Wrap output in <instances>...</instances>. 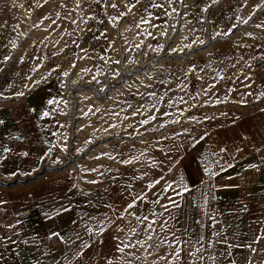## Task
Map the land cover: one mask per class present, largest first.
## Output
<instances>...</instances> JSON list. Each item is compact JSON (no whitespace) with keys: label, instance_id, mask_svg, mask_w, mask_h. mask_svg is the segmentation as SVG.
<instances>
[{"label":"crops","instance_id":"0c3cea01","mask_svg":"<svg viewBox=\"0 0 264 264\" xmlns=\"http://www.w3.org/2000/svg\"><path fill=\"white\" fill-rule=\"evenodd\" d=\"M262 2L237 0L230 13L225 2L212 5L206 24V4L192 3L196 54L190 63L220 68V74L187 78L189 106L178 122L157 120L155 128L135 135L127 134L126 124L108 149L94 145L87 159L78 160L75 172L59 165L67 138L62 102L48 87L26 91L11 72L1 76L0 264H261L264 239L254 237H264V98L256 99L264 91V28L256 27L264 22V7L256 8ZM220 12L229 15L228 28L237 27L213 40L228 29L218 30ZM259 60L262 68H256ZM20 91L25 95L16 97ZM214 99L225 101L199 104ZM205 167L217 175L209 179ZM181 177L189 191L177 195ZM167 183L172 188L165 192ZM137 216L148 219L141 223ZM148 225L155 231H146ZM118 244L132 247L120 253ZM241 244L258 251L232 247ZM177 248L180 260L173 255ZM197 248L204 251L187 255Z\"/></svg>","mask_w":264,"mask_h":264},{"label":"rangeland","instance_id":"374dc122","mask_svg":"<svg viewBox=\"0 0 264 264\" xmlns=\"http://www.w3.org/2000/svg\"><path fill=\"white\" fill-rule=\"evenodd\" d=\"M227 1L219 3L225 2L227 12L235 10L237 0ZM112 3L117 8H112ZM152 3L161 7H152ZM192 3L195 8L218 4H212V0H100L99 4L79 0L77 7V0H0V60L6 55L11 57L0 64L4 68L0 77L11 72L13 80L20 81L26 91L48 87L62 102L59 116L67 127V138L59 165L75 172L78 160L87 159L94 145L108 149L110 139L119 138V129L126 124L127 134L135 135L155 128L158 121L177 122L189 106L187 78L194 74H220V68L195 67L190 63V54H196L192 47H185L192 45ZM126 4L136 6L129 12ZM208 11H202L205 24ZM121 12L126 15L121 17ZM218 15V30L224 31L229 15ZM111 16L119 19L110 23ZM11 41H15V48ZM81 56L85 58L80 59ZM111 60L121 63L112 64ZM73 63L75 68L71 67ZM86 68L91 71L83 72ZM97 69L105 73L97 77L101 83L89 84ZM113 70L121 73L115 80ZM64 71L69 76H63ZM37 80L41 81L38 86L33 84ZM213 85L215 88L219 83ZM101 87L106 91L100 92ZM204 101L217 100H199V104ZM239 101L245 100L235 99ZM150 116L155 119L145 125L139 123ZM89 140L92 143H87Z\"/></svg>","mask_w":264,"mask_h":264},{"label":"snow or ice","instance_id":"6c2138e0","mask_svg":"<svg viewBox=\"0 0 264 264\" xmlns=\"http://www.w3.org/2000/svg\"><path fill=\"white\" fill-rule=\"evenodd\" d=\"M48 2V0H45V3H47ZM94 2L95 3H97V4H99L100 3V0H94ZM172 2V0H169V3H171ZM183 2V0H181V3ZM136 3H140V0H136ZM217 3H219V0H212V4H217ZM112 8H117V5L115 4V3H112L111 5H110ZM126 7H127V9H128V11L130 12V11H132V9L136 6L135 4H126L125 5ZM211 4L210 5H208V6H206V7H204L203 9H202V11H205V12H207L210 8H211ZM77 7H79V0H77ZM152 7H156V8H159V7H161V5L160 4H156V3H152ZM262 7H264V2H262V4L261 5H257L256 6V8L257 9H260V8H262ZM173 11L175 12L176 11V9L175 8H173ZM254 12H255V9H254ZM57 15H59V13H57ZM124 15H126V13H124V12H121L120 13V16L122 17V16H124ZM92 18H94V17H90V19H92ZM45 19H47V17H45ZM119 19V17H117V16H111V17H109V22L111 23L112 21H116V20H118ZM237 19H240L239 17H237ZM252 19V15H249L248 16V18L247 19H244L243 21H242V23L243 24H248L249 23V21ZM143 22H147L146 20L145 21H143ZM53 23H55V21H53ZM73 23H75V21H73ZM39 25H35V27H38ZM138 27H139V25H137ZM237 27V25L236 24H232V26L230 27V28H228L227 29V31H224L223 33H221V32H216L214 35H213V37H212V39L213 40H215L217 37H219V36H221V35H223V36H229L232 32H233V29H235ZM256 27L257 28H264V22H262L261 24H257L256 25ZM101 35H104L103 33H101ZM246 35H248V36H252V33H246ZM100 37H95V39H99ZM199 39V38H198ZM11 44H12V47L13 48H15L16 47V44H15V41H11L10 42ZM193 43H195V41L193 42ZM199 43L201 44V45H203L204 43H205V41L204 40H202V39H199ZM241 46H243V45H241ZM77 47H79V45H77ZM136 47L137 48H139L140 47V45H136ZM185 47H187V48H191L192 47V45L191 44H189V45H185ZM154 51H159V49H153ZM61 51H63V50H61ZM82 51H87L86 49H82ZM172 51L173 52H176L177 50L176 49H172ZM80 59H84L85 57H79ZM255 58V57H254ZM11 59V57L10 56H4L3 57V59L2 60H0V64H4V63H6L7 61H9ZM101 59H105L104 57H101ZM21 60H23V58H21ZM109 61L108 60H105V63H108ZM111 63L112 64H116V65H119L120 63H121V61H119V60H111ZM129 63H134V61L133 60H129ZM77 65L75 64V63H73L72 65H71V67L72 68H75ZM57 67H59V66H57ZM52 71H55V69H53ZM82 71L83 72H85V73H88V72H90L91 71V69H82ZM0 72H4V68H0ZM51 73H49V75H50ZM62 75L63 76H65V77H67V76H69V72L68 71H64L63 73H62ZM101 75H105V73L104 72H102V71H100L99 69H97V71H96V73L95 74H93L92 75V79L90 80V81H88V83L89 84H91L93 81H95V83H97V84H100L101 83V81L97 78L98 76H101ZM121 76V73H120V71H118V70H113L112 71V79H117L118 77H120ZM222 78V77H221ZM28 79L29 80H31V77H28ZM42 79H45V78H42ZM246 79H247V77H246ZM40 82L41 81H39V80H37V81H33V84H35V85H39L40 84ZM122 82V81H121ZM73 83L75 84L76 83V81H73ZM25 87H28V85H25ZM114 87V86H113ZM106 91V89H105V87H101L100 88V92H105ZM16 97H23L24 95H25V93L23 92V91H20V92H16L15 94H14ZM150 95H155V93H150ZM249 95H253V93H249ZM261 98H264V91H261L257 96H256V99L257 100H259V99H261ZM4 99H10V97H4ZM182 99V98H181ZM220 102H222V101H220V100H217V103H220ZM48 103L49 104H51L52 103V101L51 100H49L48 101ZM193 107H196V105H193ZM96 111L98 112V111H100V109H96ZM138 111V110H137ZM262 111H264V109H262ZM136 113L134 112L133 113V115H135ZM43 115L44 116H48L49 115V113L47 112V111H45V112H43ZM165 115H167V113H165ZM181 115H183V112H181ZM124 119H127V117H124ZM151 119H155V117H153V116H150L148 119H144V120H141L139 123L141 124V125H145V124H148L149 123V120H151ZM190 119L191 120H196V117H190ZM207 119V118H206ZM178 122V121H177ZM0 123H3V121H0ZM164 125H161V127H163ZM111 127H117V125H111ZM129 127H131V125H129ZM105 131H108V129H105ZM205 135H207V133H205ZM204 137L203 136H201L200 137V139H203ZM87 143H92V141H87ZM4 151H9L7 148H5L4 149ZM221 151H224V149H221ZM24 155H27V153H24ZM105 155H109V154H107V153H105ZM99 157H97V159H98ZM42 159V158H41ZM125 163H130V161H125ZM229 167H231V165H229ZM249 167H251V168H256V165H249ZM223 170V169H222ZM204 172H205V174L209 177V179H211L213 176H215V175H217V173H214V172H212L209 168H207V167H205V169H204ZM11 175H16V173H12ZM164 179V177H161L160 179H158V180H156L154 183L155 184H160L161 183V180H163ZM96 181H91V183H95ZM180 183H181V185H182V187H183V191L182 192H178L177 193V195H182L183 194V192H188L189 191V186H188V184H186V183H184V178L183 177H181V181H180ZM148 187L149 188H152V187H154V184H149L148 185ZM233 187H238V185H234ZM170 188H172V184L171 183H167L166 185H165V187H164V191L165 192H167ZM135 199H139V200H143L144 199V197L143 196H137ZM168 199H169V201L172 203V205L173 206H177V204H176V201L175 200H173L171 197H168ZM0 203H3L2 201H0ZM155 203H159V200H157V201H155ZM135 207V200L133 201V202H131V203H128L127 204V206H126V208L124 209V211L125 212H127L129 209H132V208H134ZM162 207L167 211V208H168V206L167 205H162ZM246 210V209H245ZM130 215H131V213H129ZM161 215H163V213H161ZM136 219L138 220V221H140L141 223H143V221L144 220H147L148 218H147V216H145V217H143V218H141V217H139V216H137L136 217ZM156 222L155 221H152V224H155ZM161 227H164V225H161ZM121 229L119 228V226H117V231H120ZM155 231V229H153L152 227H151V225H148V228L146 229V231ZM89 231H91V230H89ZM101 232H103V229H101L100 230ZM133 232L135 231V229H133L132 230ZM52 236H58L59 234L58 233H52L51 234ZM49 238H51V237H49ZM10 239V238H9ZM114 239H116L115 237H114ZM147 239L148 240H151L152 239V236L151 235H149L148 237H147ZM261 239H264V237H261V236H256V237H254V242L255 241H259V240H261ZM138 243H140L141 244V246H143V244L145 243V241H138ZM82 247L83 248H85V249H87V248H89L90 247V245L89 244H87V243H85V244H83L82 245ZM130 247H132V245L131 244H124V246L123 247H121L119 244L118 245H116V251H118V252H120V253H124L125 252V248H130ZM232 247H239V248H248V249H250V251L252 252V253H256L257 251H258V249L257 248H255V247H252V245L251 244H241V245H233ZM180 249L179 248H177V249H175V251H174V253H173V255H174V257H175V259L176 260H180ZM204 251V249L203 248H197L196 249V252H194V253H188L187 255H189V256H195L196 255V253H201V252H203ZM97 254H99V253H97ZM77 255H81V253H79V252H77ZM85 255H86V253H85ZM137 259H139V257H136ZM201 259H203V257H200ZM161 259H164V257L163 256H161ZM107 264H112V261L111 260H108V262H107ZM261 264H264V261H262L261 262Z\"/></svg>","mask_w":264,"mask_h":264},{"label":"built area","instance_id":"2783aa9c","mask_svg":"<svg viewBox=\"0 0 264 264\" xmlns=\"http://www.w3.org/2000/svg\"><path fill=\"white\" fill-rule=\"evenodd\" d=\"M256 65L261 68L263 66V62L259 60L256 62Z\"/></svg>","mask_w":264,"mask_h":264}]
</instances>
